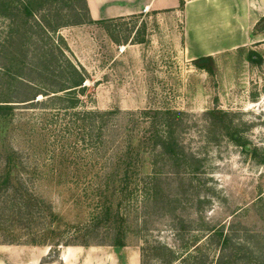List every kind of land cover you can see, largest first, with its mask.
<instances>
[{
	"label": "rangeland",
	"instance_id": "1",
	"mask_svg": "<svg viewBox=\"0 0 264 264\" xmlns=\"http://www.w3.org/2000/svg\"><path fill=\"white\" fill-rule=\"evenodd\" d=\"M60 14L65 16L63 20H71L66 17L68 10ZM6 24L0 19V38ZM33 42L44 49L55 46L86 75L83 91L57 93L77 98L74 110L118 113L104 130L110 143L96 154L91 150L90 128L82 130L79 123L71 122L64 126L66 115L55 114L56 105L43 116L41 108L16 112V129L27 130L28 135L22 134L33 143H21V136L9 140H15L14 146L22 150L28 164L24 163L23 175L36 180L35 194L51 202L54 215L49 216L47 210L45 218H36L24 211L23 219H17L8 210L1 211L0 264H65L61 256L64 253L67 258L70 252L69 264H164L167 251L155 255L142 251V246L159 242L180 255L186 240L198 242L208 233L207 228L219 226L224 232L234 228L236 239L250 236L247 239L254 255L248 264H264L255 258L264 253L258 243H264V43L206 61L190 60L183 49L180 16L154 11L105 23L60 27L47 37H34L28 46L29 57L37 49ZM58 82L47 80L45 90L51 91ZM144 109L183 113L175 117L174 136L183 146L185 164L174 166L159 154L160 149L153 156L146 147L150 117L136 113ZM127 113H136L134 120ZM161 129L163 134L165 129ZM125 145L140 153L139 165L133 170L140 181L150 175L155 159L158 200L146 208L147 225H140L135 213H130L124 245L113 246L114 227H101L83 237L82 224L95 195L80 182L96 172L99 163L95 162L111 164L98 170L101 175L114 171L113 163ZM64 155L71 162H58ZM192 155L199 160L196 174L189 172ZM22 170L18 167L20 173ZM124 171L118 169V176L122 178ZM132 188L122 187L124 192L114 195L115 200ZM131 194L135 202L142 201L140 190ZM181 225L189 226L184 237L175 229ZM85 239L88 246L78 245ZM65 241L77 245L64 246ZM203 241L200 253L214 257L216 247Z\"/></svg>",
	"mask_w": 264,
	"mask_h": 264
},
{
	"label": "trees",
	"instance_id": "2",
	"mask_svg": "<svg viewBox=\"0 0 264 264\" xmlns=\"http://www.w3.org/2000/svg\"><path fill=\"white\" fill-rule=\"evenodd\" d=\"M63 9L69 11L66 17L71 20H63L65 16L60 14ZM0 19L7 22L6 30L0 38V195H4L0 198V212L8 210L9 215L17 219H23L22 213L24 211H26V213L24 212L26 215L45 218L47 210L49 216L54 215L52 204L35 194L36 180L31 176L23 175L26 173L24 163L28 165L26 158L22 156V150L14 146L13 143L16 141L10 142L9 140V137L14 139L15 136L22 137L20 139L21 143H27L31 140L26 136V134L28 135L27 130L16 129L14 125L16 112H27L31 109L39 110L38 108H41L40 115L43 116L46 113H51L50 110H47L52 108L51 105H56L57 107L52 109L53 112L57 115L59 112L64 113L66 119H69L66 120L64 126H67V122H71L74 124L79 123V128L82 130L87 126L90 128L91 150L99 154L106 144L110 143L104 138V130L106 125L111 122L110 120L117 118L118 110H74L77 98L66 97L57 93L67 89H71V91L82 90L85 87L86 75L81 68L76 67L55 46L44 49L43 46H36V42H33L37 49H34L33 56L29 57V43L34 37L38 38L40 35L47 37V34L56 31L60 27L80 25L87 22L105 23L112 19L93 21L89 15L86 0H0ZM263 28L264 17L261 19L258 29ZM208 58L210 57H201L198 60L201 62ZM249 58L252 59V55ZM60 60L61 62H59ZM60 76L63 78L61 79ZM52 79L59 81L57 84L55 83L57 86H52L51 91L48 90L49 88L45 90L47 80ZM39 95L44 96V98L40 99ZM136 113L139 117H150L149 129L147 130L149 143L146 147L154 152L153 156H155L158 148L160 149L159 154L172 165L185 164L186 157L183 146L179 144L174 136L175 117L180 118L183 113L170 109H144ZM136 113L127 114L131 115V120H134L133 117ZM28 119L30 120V118ZM162 127L165 129L163 134L161 133ZM112 130H115V128L112 127ZM112 142H114V139H112ZM32 143L31 140L30 145ZM134 150L136 149L129 145H125L123 149L120 148L117 160L113 163L114 171L104 175H101L100 172L108 164H111L109 162L108 164L106 162H95L96 164L99 163L96 172L80 182L86 184L95 195L89 217L86 223L82 224L84 238L91 234L92 230L101 227H114L117 236L113 246H123L122 238L125 236V230L127 229L125 227L132 212L135 213L140 225H147L145 215H148V210L146 208L153 206L158 200L156 161L152 159V171L146 180L141 178V182L135 178L137 176L133 172L139 165L138 156L140 155L137 151L134 153ZM60 157L61 159L58 162H71L70 158L65 155ZM104 159L106 160V158ZM190 160L189 172L196 174L198 168L195 164L199 163V160L193 155ZM18 167H23L22 173L18 171ZM121 167L126 170L123 172L122 178L118 176L117 172ZM50 179H55L57 183L62 182L56 176H51ZM76 180L78 181V179ZM130 185H133L132 190L127 191L128 194L117 202L114 195L124 192L122 187L126 188ZM139 190L142 192L143 198L142 201L135 202L131 193L135 192L137 194ZM108 191L111 192L110 196L106 194ZM115 201L116 203L113 204ZM198 202L202 203L204 201L199 199ZM129 207L131 208L130 211H128ZM141 209H143L142 212ZM181 226V228L175 229L181 231V235L184 237L183 233L189 231V226ZM144 228L142 227L141 230ZM206 230H208V233L198 242H196L197 239L186 240L180 255L169 246L162 245L159 242L156 244L146 242L141 250L152 251L155 255L157 251H167L168 259L164 264H174L177 261L179 264L249 263L254 255L253 247L248 240L250 236H247L248 239L244 237L236 239L238 235L232 227L230 232H224L223 226L207 228ZM196 238L198 237L196 236ZM202 241L208 246L216 247L217 254L214 257L210 258L209 254L200 253L203 248ZM258 243L260 245L262 243L261 248H264L263 242L259 241ZM31 244L35 243L31 242ZM60 244L62 243H57L56 246ZM74 245L77 244L66 241L64 244V246ZM78 245L88 246V241L85 239ZM260 253L254 257L259 258L264 263V253L261 254L262 256Z\"/></svg>",
	"mask_w": 264,
	"mask_h": 264
},
{
	"label": "crops",
	"instance_id": "3",
	"mask_svg": "<svg viewBox=\"0 0 264 264\" xmlns=\"http://www.w3.org/2000/svg\"><path fill=\"white\" fill-rule=\"evenodd\" d=\"M86 3L93 21L150 11L177 14L183 49L190 60L264 43V28L258 29L264 17V0H86ZM63 254L61 260L69 264L73 253L67 258Z\"/></svg>",
	"mask_w": 264,
	"mask_h": 264
},
{
	"label": "water",
	"instance_id": "4",
	"mask_svg": "<svg viewBox=\"0 0 264 264\" xmlns=\"http://www.w3.org/2000/svg\"><path fill=\"white\" fill-rule=\"evenodd\" d=\"M203 61H206V60H203Z\"/></svg>",
	"mask_w": 264,
	"mask_h": 264
}]
</instances>
